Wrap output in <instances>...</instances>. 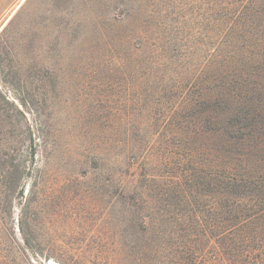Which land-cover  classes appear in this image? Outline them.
I'll list each match as a JSON object with an SVG mask.
<instances>
[{
    "label": "rangeland",
    "instance_id": "374dc122",
    "mask_svg": "<svg viewBox=\"0 0 264 264\" xmlns=\"http://www.w3.org/2000/svg\"><path fill=\"white\" fill-rule=\"evenodd\" d=\"M207 1L0 0V264H193L162 215L222 201Z\"/></svg>",
    "mask_w": 264,
    "mask_h": 264
},
{
    "label": "trees",
    "instance_id": "16d2710c",
    "mask_svg": "<svg viewBox=\"0 0 264 264\" xmlns=\"http://www.w3.org/2000/svg\"><path fill=\"white\" fill-rule=\"evenodd\" d=\"M207 4L221 48L212 93L192 104L199 109L190 115L208 107L204 128L194 132L210 139L211 171L196 184L222 201L207 205L205 216L192 209L187 222L183 209L163 208L162 217L170 232L178 228L182 256L193 264H264V0Z\"/></svg>",
    "mask_w": 264,
    "mask_h": 264
}]
</instances>
